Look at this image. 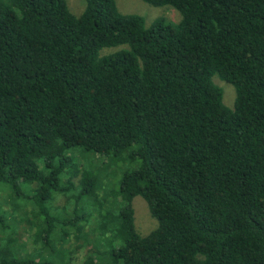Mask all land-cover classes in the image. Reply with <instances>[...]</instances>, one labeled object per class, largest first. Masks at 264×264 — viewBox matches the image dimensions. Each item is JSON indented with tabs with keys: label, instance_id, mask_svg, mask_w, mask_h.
<instances>
[{
	"label": "trees",
	"instance_id": "obj_1",
	"mask_svg": "<svg viewBox=\"0 0 264 264\" xmlns=\"http://www.w3.org/2000/svg\"><path fill=\"white\" fill-rule=\"evenodd\" d=\"M143 1L181 18L0 0V264H72L67 241L90 244L81 264H264V0ZM72 150L129 169L106 190Z\"/></svg>",
	"mask_w": 264,
	"mask_h": 264
},
{
	"label": "rangeland",
	"instance_id": "obj_2",
	"mask_svg": "<svg viewBox=\"0 0 264 264\" xmlns=\"http://www.w3.org/2000/svg\"><path fill=\"white\" fill-rule=\"evenodd\" d=\"M116 7L119 12L121 13H128V14H137L143 17L145 25L149 26L155 18L163 17L167 21L178 22L181 18L180 13L169 5L163 6H153L150 5L143 0H114ZM67 6L69 10L74 14H79L84 8V0H66ZM109 50H106V52ZM213 82L221 87L223 93V103L227 107L233 106V101L235 97V90L233 86L223 80H221L217 75L212 77ZM73 151V150H72ZM76 160L81 164L82 168H88L94 172H97L98 178L100 181H105V185H107L106 190L108 187L114 182H117L118 178H120L121 174L124 170L129 169L127 163H121L119 161H108L104 163L102 159V155L99 154H90L85 150H76L73 151ZM8 189L4 183H0V203L7 201L8 199ZM105 193V189L100 188L98 190V198L100 201L97 200V203H93L92 207L89 208L91 213L93 214L92 220L87 223L84 227V231L90 232L91 230H95L98 218V210L100 207H103L104 204L101 200ZM73 196L72 192H68L66 195H56L53 199L52 205L56 208L57 212H61L63 206L66 203V199ZM107 204H115L117 203V198L112 196H108ZM113 203V204H112ZM98 204V205H97ZM135 206V226L136 230L140 234H146L152 229H154L157 225V221L153 218L147 208L145 201L141 198H137L134 203ZM69 209L66 210L71 212L72 206H68ZM26 227V226H24ZM27 228V227H26ZM26 228H22L21 233L23 238L19 240L18 249L21 250V253L24 255L26 252H31V250H35V246H32L30 238L24 240V238L28 237V233ZM4 238V232L0 230V242ZM78 243H81L78 241ZM75 243H70L69 241L66 242L65 248L69 253L73 255L72 264H81L86 251L90 248V244L84 242L82 243L83 246L76 250ZM63 251V250H62ZM55 257L54 254H52Z\"/></svg>",
	"mask_w": 264,
	"mask_h": 264
}]
</instances>
